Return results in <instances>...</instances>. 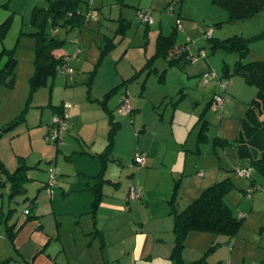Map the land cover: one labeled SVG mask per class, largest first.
<instances>
[{
	"label": "rangeland",
	"instance_id": "obj_1",
	"mask_svg": "<svg viewBox=\"0 0 264 264\" xmlns=\"http://www.w3.org/2000/svg\"><path fill=\"white\" fill-rule=\"evenodd\" d=\"M48 4L49 0H0V67L8 59V51L17 59L13 86L0 83V160L10 172L19 166L20 156L28 165L26 190L14 195L3 183L6 174L0 173V247L11 242L4 243L7 225L25 223L30 227L41 222L53 235L50 249L59 250L56 264H172L160 257L137 260L121 254L124 247L110 242V225L103 235L95 232L87 213L94 199L87 186L98 182L90 176L104 166L96 153L105 150L110 141L113 117L121 125L115 131L112 152L123 162L113 166L110 161L104 178L116 167L120 171L116 176L125 174L123 181L115 178L116 185L125 187L126 183L128 187V180L138 183L140 177H146L148 171L138 173L132 163L136 155L140 157V150L147 152L142 146L157 150L160 140L172 141L174 132L186 148L185 161L178 164L174 178L170 172H153L157 178L150 180L149 194L142 197L144 208L136 209L135 216L148 219L152 213L163 212L162 208L170 210L172 203L179 204L178 211H182L203 188L231 177L235 185L227 202L236 216H246L240 232L230 237L191 231L182 257L191 262L206 256L199 264H243V256H247L252 258L249 263L258 260L260 264L264 260V176L251 167L250 158L239 155L237 144L242 118L258 89L234 72L239 53L212 46L216 40L262 34L264 9L250 18L231 21L228 10L212 0H82L80 9L90 18L85 27L70 31L54 30L51 23L47 27L48 33L65 40L61 53L68 57V71L49 76L45 84L32 90L36 47L32 15L35 8ZM142 16L150 20L146 22ZM121 17L130 25L124 35H117ZM175 29L177 47L194 56L188 62L182 59L179 66L155 57L158 37ZM108 38L113 45L100 61ZM153 57L148 67L147 61ZM243 60L264 61V38L250 42ZM124 95L133 109L127 114L119 109ZM217 96L222 98L220 102ZM68 103L58 142L48 141L57 128L55 116L63 114ZM204 123L207 137L199 142ZM241 170H252L256 184L240 174ZM137 173L139 177L134 176ZM52 175L55 184L49 185ZM260 184L262 189L256 190ZM105 190L116 189L106 183ZM29 204L34 213L42 215L40 220L28 218ZM168 217L169 223L174 222L172 213L163 217L164 223ZM126 247L130 249L131 244ZM6 264L22 262L9 260Z\"/></svg>",
	"mask_w": 264,
	"mask_h": 264
},
{
	"label": "trees",
	"instance_id": "obj_2",
	"mask_svg": "<svg viewBox=\"0 0 264 264\" xmlns=\"http://www.w3.org/2000/svg\"><path fill=\"white\" fill-rule=\"evenodd\" d=\"M212 2L227 9L231 21H240L250 18L264 9V0H212ZM81 3L82 0H49L47 7L34 9L32 26L36 28V32L33 33L36 47L35 72L30 78L32 90L45 84L49 76H56L63 66H68V57L63 54L60 55V51L64 48L65 40L60 38L56 33V35L48 33L47 27L49 23L52 24L54 30L56 28H64L70 31L74 28L81 29L85 27L90 18L88 14L81 11ZM178 17H180V15ZM129 25L130 22L121 17L117 35H124ZM176 35L177 29L170 35H160L157 41V53L155 57L167 59L171 66H179L182 59L184 62H188V60L191 61L194 58L184 47H177ZM263 38L264 32L251 39L234 36L223 41L216 40L212 48L216 49L217 47H222L227 52L239 53L240 59L236 61L234 72L242 75L249 84L256 86L258 89L255 98L249 103L246 114L242 118V132L237 137V144L239 155L241 157L250 158L251 167L264 176V119L261 118L264 114V61L254 60L245 62L243 60L249 50L250 42ZM107 41L108 42L102 49L100 61L108 54L113 45L112 39L108 38ZM13 53V51H8V59L3 66L0 67V83L10 87L13 86L16 76L17 59ZM155 57L148 59V67L151 66ZM120 125L121 123L114 121L112 117L110 141L105 151L98 154L104 163L100 174L97 176L101 181L105 180L102 176L108 161L119 160V158L113 155L112 146L115 131ZM205 126L204 123L199 131V142L205 140L207 137ZM58 140L59 139H55L53 141L57 143ZM221 141L227 143L225 140L221 139ZM27 167L28 165L26 164L25 158L21 156L19 157V166L14 172H10L0 160V173H4L7 176L6 180H3V183L9 186L10 190H12V195L26 190L24 182L28 179L26 176ZM248 177L252 185L256 184V180L252 176V170H250ZM234 185V180L231 177L218 180L204 188L200 195L182 211H178L174 207V203L171 204L173 206V232L175 235V246L171 258L175 264H199L206 261V256L191 262H185L183 260L182 250L185 247V240L191 231L224 233L228 234L230 237L238 235L243 227L246 216H236L231 205L227 202V195L230 190L233 189ZM259 187H255V189H262V185ZM93 191L95 198L91 205L90 214L96 225V212L103 196L100 184L95 185ZM33 209L32 205L29 204L27 208V215L29 218L37 217ZM6 232L7 237L10 240H14L17 233L16 223L7 225ZM95 232L102 234V231H99V229H96ZM213 248L212 246L211 249ZM261 264H264V261H262Z\"/></svg>",
	"mask_w": 264,
	"mask_h": 264
},
{
	"label": "crops",
	"instance_id": "obj_3",
	"mask_svg": "<svg viewBox=\"0 0 264 264\" xmlns=\"http://www.w3.org/2000/svg\"><path fill=\"white\" fill-rule=\"evenodd\" d=\"M60 55H62L61 51ZM156 134L157 133H155V136ZM172 136H174V138H172V141H169V139L160 140L162 144L159 145L157 150H153V146L151 145L146 147L142 146V148L144 147L147 152H144V150H140L142 151L139 154L140 157L137 158L136 155L133 158L134 160H132V163L134 165H137V168L139 170L138 173H141L143 170L148 171L145 178H139L138 183H135L136 180L133 179L132 182H130L131 180H128V187L126 186V183L125 187H121L120 184L116 185L115 178L119 181V179H121V176H125L124 173L120 176H116V171L120 173V171H118L116 167H113V169H111L108 173L109 178H104L106 173L104 172L102 177L105 180L101 181L97 177L100 172L95 176H90V178H96L98 180L97 184L95 185L100 184V188L102 189L103 193L101 202L96 212L95 228L105 233L106 226L110 225L112 230L110 242L117 244V246H123L124 248L120 251V253L135 256L137 260H143L144 258L149 257H160L162 259L170 261V263L172 264H175L173 259L168 260L171 257L175 246V235L173 232L174 222L172 220L169 223L170 217H168V220L167 222L165 221V223L163 219L166 214H172L173 206L170 205V210L169 207H167L161 209L163 212L159 211L156 213H152L150 218L148 219H144L143 217L137 218L134 213L136 209L144 208L142 197L145 198L149 194L148 192L150 189V180L154 181L157 178L155 175H153V172H170L171 174H173L174 178V174L179 170L178 164L183 163V159L185 161V144L181 143L177 139L174 132ZM96 154L98 155L99 153ZM142 155L145 156L143 161L141 160ZM116 157L119 158V160H109L107 164H109L111 161L114 166V164L116 163L121 164V162H123L120 157ZM199 172L203 173L201 170H199ZM138 173L134 176L139 177ZM121 181H123V179H121ZM216 181L218 180H215L214 182ZM88 183L89 181L87 182V184ZM106 183H108L109 185H114V188L116 190L106 192ZM89 184L87 186V189H92L93 197L95 198V194L93 191V187H95V185L90 186ZM202 185H204V183ZM132 186H135L138 189L140 193L139 199H141V201L136 202L134 201L136 199L131 200L129 198V191ZM121 188L124 189L121 190ZM91 205L90 211L92 208ZM173 205L177 210L180 209L179 204H177L176 206L175 204ZM149 207L150 205L148 206V208ZM90 211H88L87 213H90ZM36 215L38 219L42 216L38 213ZM90 216L93 220L92 215ZM127 225L129 226L128 232L126 231ZM24 229L26 230V238L22 239L21 233L24 232ZM16 231L17 233L14 240H10L7 237V234H5L6 240L4 243L9 241L11 242L7 243V245L3 247H0V264H6L9 260L22 262V264H56L59 250L56 248L50 249L53 235L49 234L48 231H46L45 225L43 223L40 222L30 227H26L25 223L23 225H18L16 223ZM89 233L90 232H88L87 235ZM127 238L129 239V241L127 240ZM129 243L131 244L130 249L126 247ZM230 259L231 262L234 263L235 260L233 256L230 257ZM250 260H252V258L249 259L247 258V256H243V264H259L258 260H253V263H249Z\"/></svg>",
	"mask_w": 264,
	"mask_h": 264
},
{
	"label": "built area",
	"instance_id": "obj_4",
	"mask_svg": "<svg viewBox=\"0 0 264 264\" xmlns=\"http://www.w3.org/2000/svg\"><path fill=\"white\" fill-rule=\"evenodd\" d=\"M142 18L144 19V21L148 22L150 20V17H146V16H142ZM69 69V66L65 65L61 68V71H65L67 72ZM222 100L221 97L217 96L216 98V101L217 102H220ZM69 105L66 104V106L64 105V113L61 114V115H57L55 116V120H54V123L57 125L56 127V130H53L50 135L47 137L48 141H51V140H55V139H59V133L61 132L62 130V126L65 124V119H66V115H65V107L67 108ZM216 107V105L214 106ZM119 109L122 113H130L132 111V107H131V103H130V98L127 96V95H124L123 98H122V101L120 103V106H119ZM145 158L144 155L141 156V160L143 161ZM242 175H245V176H248L250 174V170H246V171H242L241 170V173ZM54 183L55 184V179H54V175H52V178L50 180V184ZM252 189H250L248 191L249 195L252 193ZM129 198L130 199H137V198H140V193L138 191V189L135 187V186H132L130 188V191H129Z\"/></svg>",
	"mask_w": 264,
	"mask_h": 264
}]
</instances>
